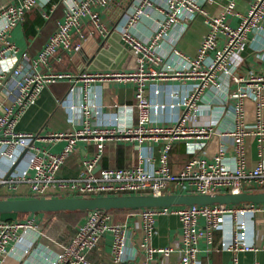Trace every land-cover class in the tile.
I'll use <instances>...</instances> for the list:
<instances>
[{
  "label": "built area",
  "instance_id": "built-area-1",
  "mask_svg": "<svg viewBox=\"0 0 264 264\" xmlns=\"http://www.w3.org/2000/svg\"><path fill=\"white\" fill-rule=\"evenodd\" d=\"M49 1L0 2V187L15 192L25 185L34 197L54 191L70 196H101L264 190V71L252 69L247 78L234 76L250 31L254 34L252 40L260 43L258 46L252 43V49L262 51L258 55L264 57V0H249L236 26L226 20L227 14L236 11L235 0H131L114 31L134 57L135 67L77 72L45 67L59 50L79 49L80 44L73 41L74 32L79 39L97 34L106 39L111 35L113 30L100 15L111 0H58L63 5V18L57 20L40 50L29 55L10 40L9 31L23 20L25 12ZM205 1L217 4L220 10L208 13L203 6ZM153 12L157 14L153 29L146 38L139 37L132 31L133 24L142 17H151ZM198 14L204 17L208 28L195 54L190 56L175 42ZM44 16L48 14L44 12ZM86 23L91 25L87 33ZM224 78L246 84L236 92L220 96L223 87L220 79ZM60 79L72 83L71 91L76 81L84 86L95 81L132 82L136 121H123L115 127L93 126L85 121L80 128L51 130L44 135L16 130L18 119L35 102L43 86ZM153 79L194 80L182 97L180 113L174 122L154 124L150 120L152 104L145 95V86ZM247 100L252 102L251 117L246 114ZM117 107L119 112L131 109L126 105ZM85 114L91 116L88 110ZM202 116L209 120L201 123ZM228 117L231 125L226 121ZM248 135H252L257 146L258 157L253 165L247 164ZM36 138L50 142L64 140L65 144L61 151L51 152L35 147ZM79 139L93 142L98 152L82 161L84 174L59 177L61 164L73 153ZM113 140H136L138 144L162 140L156 166L146 169L141 156L132 166L99 167L95 171L105 143ZM177 140L183 141L189 158L174 172L169 152ZM134 215L141 220L140 236L127 223V218ZM160 215L179 218L181 231L176 247L182 264H199V242L209 248L212 232L222 228L226 220L231 223L230 237L223 238L216 249L230 251L234 263L239 251L264 249V234L261 242L251 239L258 227L262 226L264 232V203L144 207L127 210L122 220H116L106 210L95 209L76 224L65 243L42 230L37 213L0 219V264L5 263L8 254L20 251L17 264H95L87 253L106 235L113 264L130 263L139 255L143 259L138 264H151L154 253L168 255L174 250L171 245L156 247L151 243L156 232L155 220ZM20 247L21 250L15 251ZM253 264L259 263L254 260Z\"/></svg>",
  "mask_w": 264,
  "mask_h": 264
},
{
  "label": "crops",
  "instance_id": "crops-1",
  "mask_svg": "<svg viewBox=\"0 0 264 264\" xmlns=\"http://www.w3.org/2000/svg\"><path fill=\"white\" fill-rule=\"evenodd\" d=\"M0 2L17 3L19 0H0ZM131 0H111L109 5L101 9L100 15L104 22L112 29L111 35L104 39L100 35L86 36L84 39H79L77 34L73 33L74 43H79V49L59 50L56 54L50 57L46 69H54L61 71L77 72L83 69L89 70H107V69H128V64L132 61V55L125 57L124 49H126L118 37L114 29L117 27L121 15L130 5ZM249 0H235L236 11L226 15V20L231 26H236L240 20V13H244L247 9ZM53 4L56 6L53 8ZM203 6L208 13L214 14L220 10V7L215 3L203 2ZM44 12L48 14L44 16ZM157 16L155 12L151 17H142L132 26V31L139 37L146 38L154 26V18ZM63 18V5L58 0H50L48 3L37 6L28 10L24 14L22 21L18 22L9 31V38L13 41L21 51H26L29 55L36 54L43 46L48 35L55 29L57 20ZM87 22V21H86ZM91 25L86 23L84 29L87 32L91 31ZM207 25L204 22V17L201 14L196 15L191 20L181 34L177 37L176 46L187 55H194L196 48L207 31ZM254 34L248 33V41L245 49L239 54L241 63L234 70V76L239 78H247L249 73L254 71H264V57H259L262 51H254L252 43L255 46L259 42L252 40ZM96 48H94V42ZM120 45V47H119ZM98 46V47H97ZM101 57L97 55L101 50ZM127 50V49H126ZM128 51V50H127ZM129 52V51H128ZM130 53V52H129ZM92 54V55H91ZM97 60V64L92 65L91 60ZM82 62V63H81ZM120 62H124L123 67H118ZM135 62V61H134ZM82 64V65H80ZM101 64V65H99ZM115 64V67H110ZM39 69H42L40 66ZM194 80L185 79H153L149 80L145 86V95L152 104L150 109V120L154 124H164L174 122L180 113L182 97L189 90ZM222 82V90L220 96L224 92H236L240 86L246 84L245 81H233L230 78L220 79ZM72 83L67 80L60 79L43 86L37 99L29 105L16 123V130L39 133L44 135L51 130L67 131L80 128L85 121H90L93 126H110L115 127L121 122H135L136 109L134 107V84L132 82H100L95 81L87 86L81 81L74 83V90L71 91ZM226 94V93H225ZM218 95V94H217ZM233 101L229 102L232 103ZM72 105V106H71ZM118 105H126L131 108L126 112H119ZM85 110L91 114L86 116ZM247 116H252V102L247 100L246 104ZM209 117L202 116L199 118L201 123H206ZM226 121L232 124L231 118ZM247 145V164L253 165L258 157L257 146L252 139V135L246 138ZM35 147L46 148L51 152H59L65 144L64 140H56L54 142L36 138L33 142ZM163 144L159 141H144L140 144L136 140H113L105 143L98 160L99 167H126L132 166L139 162L143 156L142 163L146 169L150 170L156 166L159 157V149ZM98 149L91 141L79 139L76 141L75 150L61 164L58 170V176L63 178H75L84 174L83 160L92 158ZM201 156H204L200 152ZM189 154L186 152L183 141L177 140L172 144L169 152V164L172 171L177 172L188 160ZM2 193H12L19 195L17 197H29L30 194L25 185H21L15 192H9L5 187H0ZM123 211L117 214L116 219H125ZM114 216V215H113ZM41 224L44 222V216L38 213L36 218ZM203 223V219L199 221ZM127 223L134 231L136 236L143 234L141 229V220L138 216L127 218ZM181 223L176 215H160L155 220L156 232L151 236L153 246H173L174 250L168 255L160 253L153 254L151 264H182L180 262L179 252L177 251V241ZM75 227V226H74ZM73 230L67 236H59L58 241L65 243ZM231 234V223L226 220L223 227L212 232V241L209 248L203 241L198 244L199 251L197 258L199 264H253L257 260L259 264H264V249L256 252L239 251L236 254L237 261L232 260V253L228 250L216 249L219 248L220 241L228 239ZM263 227L260 226L255 230V235L251 239L255 242H261L263 237ZM51 237V236H49ZM109 236L102 237L98 246L87 253L89 260L95 264H113L109 256ZM176 249V250H175ZM21 250L15 248V251ZM21 252V251H20ZM8 254L4 264H17L20 260L21 253ZM143 259V255H139L134 261L127 264H138Z\"/></svg>",
  "mask_w": 264,
  "mask_h": 264
},
{
  "label": "water",
  "instance_id": "water-1",
  "mask_svg": "<svg viewBox=\"0 0 264 264\" xmlns=\"http://www.w3.org/2000/svg\"><path fill=\"white\" fill-rule=\"evenodd\" d=\"M118 33L116 37H118ZM92 42L94 39L91 38ZM94 42V48H96ZM98 47V46H97ZM120 47V45H119ZM125 57L130 53L122 48ZM101 50L97 55L101 57ZM92 55V54H91ZM127 65L128 68H134V57ZM97 64V60H91ZM82 63V62H81ZM82 65V64H80ZM101 65V64H99ZM102 66V65H101ZM111 64L110 67H115ZM118 67H123L124 62H120ZM244 202L264 203V190L257 191H229L221 193H162V194H121V195H101V196H29V197H0V213L22 212H55V211H91L95 209H138L144 207H161L173 205H207V204H238Z\"/></svg>",
  "mask_w": 264,
  "mask_h": 264
},
{
  "label": "trees",
  "instance_id": "trees-1",
  "mask_svg": "<svg viewBox=\"0 0 264 264\" xmlns=\"http://www.w3.org/2000/svg\"><path fill=\"white\" fill-rule=\"evenodd\" d=\"M250 191H257L254 189H249ZM67 195V193H60L57 191L48 192L45 196H62ZM19 195H15L12 193H2L0 192V197H17ZM31 196V195H30ZM133 209H110L106 210L114 215ZM40 213L44 216V222L41 224L42 230L51 237L58 238L59 236H67L73 230V227L76 226L77 223L81 222L88 213V211H55V212H36ZM27 213L22 212H8V213H0V219L2 220H10L14 218H21L23 215ZM116 219V218H115ZM118 220V219H116ZM75 228V227H74ZM54 238V239H55Z\"/></svg>",
  "mask_w": 264,
  "mask_h": 264
},
{
  "label": "rangeland",
  "instance_id": "rangeland-1",
  "mask_svg": "<svg viewBox=\"0 0 264 264\" xmlns=\"http://www.w3.org/2000/svg\"><path fill=\"white\" fill-rule=\"evenodd\" d=\"M25 217V215H23L21 218Z\"/></svg>",
  "mask_w": 264,
  "mask_h": 264
}]
</instances>
